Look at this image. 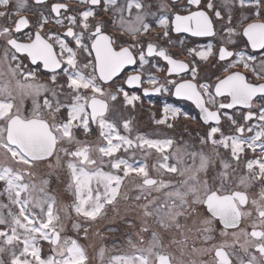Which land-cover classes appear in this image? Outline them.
Here are the masks:
<instances>
[{"label": "snow or ice", "instance_id": "snow-or-ice-1", "mask_svg": "<svg viewBox=\"0 0 264 264\" xmlns=\"http://www.w3.org/2000/svg\"><path fill=\"white\" fill-rule=\"evenodd\" d=\"M0 264H264V0H0Z\"/></svg>", "mask_w": 264, "mask_h": 264}, {"label": "flooded vegetation", "instance_id": "flooded-vegetation-1", "mask_svg": "<svg viewBox=\"0 0 264 264\" xmlns=\"http://www.w3.org/2000/svg\"><path fill=\"white\" fill-rule=\"evenodd\" d=\"M174 104L181 108L182 111H185L193 116H198L197 110L187 101H177L174 97L168 96H153L145 99V109L152 108L154 111H159L164 104ZM145 119H147L145 117ZM142 130H147V128H142Z\"/></svg>", "mask_w": 264, "mask_h": 264}, {"label": "rangeland", "instance_id": "rangeland-1", "mask_svg": "<svg viewBox=\"0 0 264 264\" xmlns=\"http://www.w3.org/2000/svg\"><path fill=\"white\" fill-rule=\"evenodd\" d=\"M145 119V118H144ZM146 120V119H145Z\"/></svg>", "mask_w": 264, "mask_h": 264}, {"label": "water", "instance_id": "water-1", "mask_svg": "<svg viewBox=\"0 0 264 264\" xmlns=\"http://www.w3.org/2000/svg\"><path fill=\"white\" fill-rule=\"evenodd\" d=\"M175 98V97H174Z\"/></svg>", "mask_w": 264, "mask_h": 264}]
</instances>
